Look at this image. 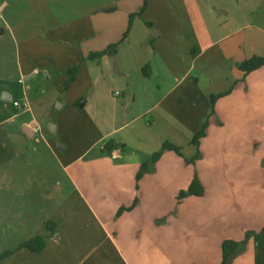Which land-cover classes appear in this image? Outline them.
Here are the masks:
<instances>
[{"label": "crops", "instance_id": "crops-1", "mask_svg": "<svg viewBox=\"0 0 264 264\" xmlns=\"http://www.w3.org/2000/svg\"><path fill=\"white\" fill-rule=\"evenodd\" d=\"M16 2L0 0V226L46 244L0 264H109L114 255L122 264H220L223 243L247 232L255 234L232 264H264V68H238L264 57V28L253 25L259 3L149 0L114 56L89 59L128 31L142 0L116 21L89 9L72 17L61 0ZM230 89L212 112L211 96ZM208 119L202 159L166 151L137 181L165 142L192 158ZM87 128L93 139L82 146ZM110 140L125 149L104 153ZM195 174L204 195L162 221L164 197ZM120 207L133 209L117 216Z\"/></svg>", "mask_w": 264, "mask_h": 264}, {"label": "trees", "instance_id": "trees-1", "mask_svg": "<svg viewBox=\"0 0 264 264\" xmlns=\"http://www.w3.org/2000/svg\"><path fill=\"white\" fill-rule=\"evenodd\" d=\"M148 6V0H144V5L142 6L141 10L139 12L136 13H132L129 16V27H128V31L125 32L123 34V40L126 38L127 33L130 31V28L132 26V21L136 16H141L144 11L146 10ZM120 43H114V44H110L108 47H106L104 50L102 51H98V52H91L88 56L89 59H100L101 57H103L104 55L107 56H114L116 54V51H118V47H119ZM264 68V57H262V55H253L250 58L246 59L243 62H240L238 64V68L242 70V72L244 73V75H247L259 68ZM79 70V66H75L71 69H69L68 75L69 78L66 82V87L68 88L70 86V84L75 80L77 72ZM146 71V68H144V72ZM231 91V89L229 91H227L226 93H219V94H215L211 96V106H212V112L214 111V105L216 100L221 97L226 95L227 93H229ZM211 112V113H212ZM209 126V119L206 120V122L204 123L203 127H201V129L199 131H197L191 140V144H193L194 146H196L197 150L195 155L190 158V159H186L182 153V147L171 143V142H165L161 149H158L157 151H155L154 153H152V155L150 156V158L145 161L144 163H142L141 168L139 169L138 173H137V179L139 180L144 172L146 171V169H148V165L149 164H155L159 158L164 154V152L166 151H173L176 154L182 156V158H184L186 160L187 163H195L197 159L200 158V140L201 138H203L206 134L207 128ZM123 148L125 149V146L123 144H119L116 143L114 140H110L108 141L102 148V151L104 153H111L117 149ZM205 186L203 185V183L200 181V178L197 176V174L194 175V178L189 186L188 189L183 190L179 192V198L182 200L188 196H203L205 193ZM135 204L132 206L134 207ZM132 207L129 208H123V210H130L132 209ZM56 223L49 221L47 222V224H45L46 229H48L49 231H53L56 227ZM255 234V232H247L245 239L242 242H238L237 240H226L223 245H222V260L220 264H232V261L234 259V257L236 255H238L242 249L244 248L246 241L248 240V238ZM260 234H264V229L260 232ZM45 244H46V239L44 237V235H37L34 236L32 238H30L29 240H27L26 242L21 243L17 250L19 249H27L29 251L32 252H41L42 250L45 249ZM16 250V251H17ZM15 251L13 250H8L6 252H3L0 255V262L2 260H5L7 257L11 256Z\"/></svg>", "mask_w": 264, "mask_h": 264}, {"label": "rangeland", "instance_id": "rangeland-1", "mask_svg": "<svg viewBox=\"0 0 264 264\" xmlns=\"http://www.w3.org/2000/svg\"><path fill=\"white\" fill-rule=\"evenodd\" d=\"M61 2L64 3L63 4L65 6L64 8L69 9L70 15L72 17L83 14V12H87L86 10L89 9V13H94L93 15H97V16L101 15L103 13L104 14H106V13L113 14L114 20L116 21V18H118L121 15V13H123V11L126 9V7L129 5V3L130 4L133 3L134 0H61ZM254 2L259 3L258 4L259 7H258V9H256L255 16H253V18H254L253 25L255 27L256 26H262L264 28V0H254ZM12 4L17 5L16 0H12ZM148 4H149V0H148ZM143 5H144V0H142V6ZM142 6L140 7V9L137 12H139L141 10ZM182 9H181V13H182ZM72 11H74V12H72ZM146 11H148V6H147L146 10L144 11V13ZM172 12L174 14L176 13L174 9ZM133 13H136V12H133ZM144 13L141 16H136V17H143ZM74 14H76V15H74ZM130 14H132V13H130ZM130 14H129V16H130ZM22 15H23L22 18H25L26 14L24 13ZM144 20H145L146 26L149 27L151 30H153L154 25L150 21H147V19H144ZM246 31H250V30L247 29ZM122 41H123V35L120 39H118L117 41H114L110 44L121 43ZM152 43H153V41H152ZM109 57H111V56H109ZM78 111H80V110L78 109ZM85 133H86V135H85L86 141H82V143H81L82 146L85 145V142L89 144L90 140L93 139V135L91 134V129H88V128L85 129ZM99 148H100V144L92 150V155H94V152H98ZM200 155L201 156L199 159H202L203 156H202L201 151H200ZM208 158L209 159L203 165H200L201 172L204 174H207L208 173L207 171L209 170L208 167L210 164V154H208ZM89 160L90 159H86V161H89ZM150 165H152V164L148 165V167H147L148 169H146L144 174L151 172L152 169H154V167L152 168V166H150ZM140 180H141V178L139 180L137 179V181H140ZM179 192L174 196V198L168 197V196L164 197V201H165L164 210H165V212L168 211V213L165 215L164 218H162V221H167V219H169L170 216H174L179 204L181 205V202L184 200V199L181 200L179 198ZM136 203H137V201L134 202V204H136ZM169 207H170V210H167ZM130 210H123V208L120 207L117 211V216H120L121 214L128 212ZM27 236H28V233H27V235L19 234V233H15V231L6 230L5 228L2 229V227L0 226V255L3 252L8 251V249L17 252L18 246L21 243H23V241L28 240ZM154 260H155V258L153 256L149 257V259L147 258V261H149L150 263H153ZM163 263H164V261L162 262V264ZM109 264H122V263H121V260L114 255L112 257V259L109 260Z\"/></svg>", "mask_w": 264, "mask_h": 264}, {"label": "water", "instance_id": "water-1", "mask_svg": "<svg viewBox=\"0 0 264 264\" xmlns=\"http://www.w3.org/2000/svg\"><path fill=\"white\" fill-rule=\"evenodd\" d=\"M78 105L80 107H83L85 105V99H81L78 103ZM56 125L54 123H50L49 126L47 127V131L52 134V135H56L57 131H56Z\"/></svg>", "mask_w": 264, "mask_h": 264}, {"label": "built area", "instance_id": "built-area-1", "mask_svg": "<svg viewBox=\"0 0 264 264\" xmlns=\"http://www.w3.org/2000/svg\"><path fill=\"white\" fill-rule=\"evenodd\" d=\"M15 105H16V106H19V107L22 106L20 102H15Z\"/></svg>", "mask_w": 264, "mask_h": 264}]
</instances>
